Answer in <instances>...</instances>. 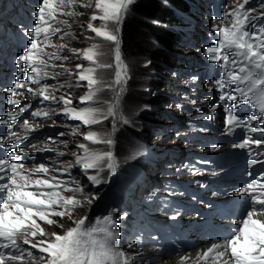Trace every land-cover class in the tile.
Returning a JSON list of instances; mask_svg holds the SVG:
<instances>
[{
    "label": "snow or ice",
    "instance_id": "6c2138e0",
    "mask_svg": "<svg viewBox=\"0 0 264 264\" xmlns=\"http://www.w3.org/2000/svg\"><path fill=\"white\" fill-rule=\"evenodd\" d=\"M78 3L79 0H41L34 13L37 17L34 30L26 33L31 42L15 61L20 66L19 72L27 73V76L23 82L17 78L15 86L7 88L11 98L6 103L16 110L8 111L7 119L0 120V125L8 126L6 135H0V141L10 142L7 148L0 144V151L5 153L0 157V264H37L32 250L39 251L40 264H135L133 255L118 243L121 233L117 219L111 213L97 217L91 223L87 216L76 219L74 226L62 232L48 230L56 227L64 229L65 219L72 220L76 209L85 203L91 205L97 199L86 194V186L73 172L79 169L91 185L106 182L101 175L105 169L111 176L119 167L112 150L116 144L113 134L117 122L123 125L130 123L120 111L130 74L129 66L122 57L119 33L137 0H94L96 11L91 15L87 28L95 37L109 42L106 53L102 51L103 45L97 43L84 48L82 53L79 49H68L66 44L52 43L57 35L63 39L71 34L70 30L62 31L55 25H68V20L59 17L78 15L73 10ZM251 3L252 0H243L223 14V19L214 25L210 33V39L216 46L206 49V58L217 66L216 71L220 74V78L212 80L206 87L210 92L213 89L219 92V100L225 102L222 105L224 134L243 135V139L232 146L247 149L254 156L247 161L251 170L247 175L255 176L237 193L245 194L247 209L246 215L238 221V230L233 229L228 238L212 243L198 254L197 261L203 260L206 264H264V159H261L264 152L258 151L264 146V11L257 13ZM81 6L92 5L89 2ZM259 7L264 9V3ZM95 21H99L98 26L93 23ZM213 34H218V38ZM49 47L55 51H46L45 48ZM65 49L74 54L81 53L91 65H76V84L79 86L81 82H86L87 89L78 98L81 106H73L70 93L59 97L54 94L63 85L42 82L47 78L55 80L59 76L73 74L63 63L56 65L48 62L53 59L69 60V56L61 55ZM102 55L114 57L113 80L106 81L98 71L113 68L111 63L99 62ZM150 63L146 61L145 67ZM58 67L63 71H56ZM21 89L39 97L41 105L47 102L62 103L63 106L59 110L50 107L31 110L33 106L30 103L20 106L21 99L18 97L24 96V92L19 91ZM105 90L113 93L110 101L100 98ZM192 103L195 104V101ZM219 107L221 105L214 103L212 113H216ZM250 108L257 109L258 114H247ZM29 111L32 118L63 116L68 121L77 122L67 125L70 133H59L60 137L82 136L84 142L75 145L77 151L71 152L74 159L61 160L66 153L51 147L52 144H60L68 148L66 139L49 137L43 148L35 144L18 147L43 127L25 118L19 124L23 135L13 131V126ZM110 118L113 124L111 132L93 130V126H102ZM196 119L213 120L214 115L207 114ZM254 122L258 126H254ZM82 128L87 130L81 131ZM237 130H240L239 133ZM255 133L261 135L254 137L252 134ZM97 145H104L105 148L94 147ZM28 148L37 155L29 153ZM44 153L54 154L55 159L36 162ZM29 162L33 163L31 168L26 166ZM257 165L259 168L255 167ZM187 259V256L181 258L182 261Z\"/></svg>",
    "mask_w": 264,
    "mask_h": 264
},
{
    "label": "rangeland",
    "instance_id": "374dc122",
    "mask_svg": "<svg viewBox=\"0 0 264 264\" xmlns=\"http://www.w3.org/2000/svg\"><path fill=\"white\" fill-rule=\"evenodd\" d=\"M10 1L11 0H6L7 5L11 4ZM13 1L14 10L17 12L21 9V7L16 6V4L21 3L31 10V4L33 0ZM231 1L236 2L237 0ZM89 2H91V7L81 6L82 4H88ZM163 4V0H137V3L130 9V14L126 16L124 22L128 24V22H134V20L142 19L150 23L155 22L160 27L169 28V26L162 25V23L156 21V19L153 18L149 13L151 8H161ZM233 5L234 4H231V6ZM230 8L231 7L228 9ZM216 9L219 11V7ZM73 10L77 12L78 15L72 17H59V19H63L64 17L66 20H68L69 24L66 25V27L69 28L70 25V29H68V31L70 30L71 34L65 36L62 40L59 37L53 40L52 43L66 44L68 49H79L81 50V53L84 48L90 47L93 43H97L103 45V52H108L109 42L103 41L102 38L95 37V34L87 28L90 16L96 11L94 7V0H79V3ZM20 11L26 13L27 9ZM262 11H264V9ZM203 13L207 14L206 7L203 9ZM0 15L3 18L12 17L15 15V12L5 6L0 10ZM216 18H220V16L218 15ZM93 23L97 26L99 25V21H95ZM131 26L134 29V35L137 37L135 42L141 44L149 50H154L156 41L145 33V29L134 24H131ZM0 27H2V24H0ZM199 27L200 22H196L193 26L194 29H198ZM204 28H206V24H204ZM120 39H122V36ZM2 40L5 42L6 40H10V38L4 37ZM72 43H76L80 46L73 45ZM122 45L123 41L121 42V52ZM47 50L49 52L55 51V49L50 47ZM81 53L74 54L65 49L61 52V55L69 56V60L60 61L53 59L48 61L50 64L56 65L63 63L66 68L72 70L73 74L71 76L65 74L56 78L57 84L63 85V87L57 88L54 91V94L59 97L61 95L70 93L73 97V106H81L78 100L79 96H81L79 93L86 89V82H81L79 86L76 84L75 73L78 71L76 69V65L82 64L84 67L91 66L90 62L85 60ZM5 55L6 53H3L0 50V66L2 67L3 61L8 59V56L5 57ZM127 61H129L132 67V78L136 86L132 92L131 90H128V84L126 85L127 92L125 91L123 95L126 97V113H124L122 109L121 110L123 115L130 121V123L123 125L122 131L124 133L120 134L119 137L115 139L116 144L112 149L119 163L117 171H119V176L121 177V185H115V188L110 187V184L106 182L100 184L99 187L98 185H91L90 182L87 181V177L84 176L82 172L79 171V169H75L73 174L78 176L82 184L86 186V194L94 195L97 197V199L94 200L91 205L85 203L82 207L76 209L72 220L65 219L64 229L56 227L49 228V231L62 232L67 227H72L74 225V220L85 216L91 220V216L97 213L96 208L104 209L103 212H106L110 210V208H112L113 204L115 203H117L118 206L121 205L122 196L127 194L130 184L136 179L137 176L139 177V174H136L133 169L137 163L143 160L145 155H151L156 163V155H164L163 157L169 160L171 152L173 153L177 148H184L185 142L197 139L200 140L205 133V131H202L201 133L197 134L187 128V119L197 115L195 112H206L208 110L207 107L209 104H206L205 106V97H198V95H200V91L203 89L202 87L193 84L187 88L186 83L190 79L185 77H177L178 72L185 68L183 62L180 61L181 64H179L177 60L173 59L170 62L168 61L169 65L176 63V66H180L179 69H171L169 67H165L164 65H161L162 67H156V65L152 63L145 67L147 57L137 56L136 59ZM99 62L111 63L114 67V57L112 55H102ZM210 62L205 64V67L202 69L199 78H203L210 74ZM113 69L114 68L111 69L110 74H108L107 69L98 71L106 81H110L111 79L108 80V76H111ZM49 71H52V69H49ZM56 71H63V69L58 67ZM113 76H115V73H113ZM51 85L56 84L52 83ZM69 85H71V87H69ZM108 95L110 97L108 101H110L113 97V93L110 91ZM188 95H191V101L187 99ZM104 99H108L106 95L102 100ZM192 101H195V104H193ZM177 105L180 107H177ZM62 106V103L51 104L46 102L44 105L40 104L39 107H50L59 110L62 108ZM188 107L193 109L195 112H190L188 114H186V111L182 112L184 108ZM173 113L174 115H172ZM25 118L29 119L30 123H38L43 126L35 133H32L28 141H25L26 147L30 144H35L38 148H43L49 137H52L54 140L66 139L69 142L68 148H65L60 144H52L51 147H56L59 151L66 153L64 157L60 158L61 160L74 159V157L71 156V152L77 151L75 145L83 142L82 136L66 135L65 137H60L59 133H70L71 129L67 125H73L77 122L68 121L63 116H53L51 118H32L29 114ZM54 120L56 121L55 125H53ZM180 121H183L184 127L187 128L183 132L180 129ZM100 127L101 126H95L94 130L98 131ZM81 131H84V128H82ZM20 134L23 135V130L21 128ZM94 147L100 148L98 145ZM142 149L147 151V154L144 155V153L141 152ZM28 152L32 153L33 155H37L31 148H28ZM45 159L50 161L51 159H55V156L52 153L40 154L36 162H44ZM32 166V162L27 164V167L29 168ZM102 189L104 190L101 192ZM118 206L114 208H117ZM34 252V255L37 257V264H40V253L38 250ZM146 257L149 259V256Z\"/></svg>",
    "mask_w": 264,
    "mask_h": 264
},
{
    "label": "trees",
    "instance_id": "16d2710c",
    "mask_svg": "<svg viewBox=\"0 0 264 264\" xmlns=\"http://www.w3.org/2000/svg\"><path fill=\"white\" fill-rule=\"evenodd\" d=\"M163 1L164 4L161 8H151V11L149 13L153 18L156 19V21H159V23H162V25L169 26V28L160 27L155 22L150 23L142 19L134 20V22H128V24L126 22H123L121 25V42L123 41L122 55L131 71V77L128 80L127 86L128 90H131L132 92L135 89L136 85L132 78V67L127 60L136 59L137 56L147 57V61H150L152 64L156 65V67H162L161 65H164L165 67H169L171 69L176 67V63H172L171 65H169L168 61L170 62L172 61V59L177 60V54L185 48L184 42H187V38L191 33L185 29V26L188 25L186 19L195 15L196 10L194 7L200 5L203 0ZM206 10L209 11L208 6L206 7ZM131 24L144 28L145 33L151 36L156 41L154 50H149L141 44L135 42L137 37L134 35L135 32ZM72 44L80 46L76 43ZM107 70L109 74L111 72V69ZM109 79H111L110 75L108 76V80ZM121 104L123 107L126 106L125 96L122 97ZM119 135L120 134L117 135V138L119 137ZM103 180H105V178H103Z\"/></svg>",
    "mask_w": 264,
    "mask_h": 264
},
{
    "label": "bare ground",
    "instance_id": "6f19581e",
    "mask_svg": "<svg viewBox=\"0 0 264 264\" xmlns=\"http://www.w3.org/2000/svg\"><path fill=\"white\" fill-rule=\"evenodd\" d=\"M201 1V0H200ZM198 2V1H197ZM22 4V3H21ZM8 7V6H7ZM27 7H24V9H26ZM16 9V8H15ZM23 13V15H24V12H22ZM21 14V13H20ZM24 16H27V15H24ZM22 16L20 15V18H21ZM91 17V16H90ZM13 18V19H12ZM17 19V17L16 16H12V17H6V18H3L2 19V21L4 22V21H7V23L8 22H10V21H14V20H16ZM1 21V22H2ZM181 21V20H180ZM199 61V60H198ZM198 61L196 62V63H198ZM59 107V106H58ZM202 186V185H201ZM125 187V186H124ZM100 205V204H99ZM204 250H202V252H203ZM202 252H197V253H194V254H190L189 256H191V257H198V254H201ZM153 255V254H152ZM152 255H149V259H151L152 258ZM172 262H174V259H171V260H169V261H167V260H159V261H157V262H154V263H152V262H145L144 264H171ZM175 264H179V263H176L175 262Z\"/></svg>",
    "mask_w": 264,
    "mask_h": 264
},
{
    "label": "clouds",
    "instance_id": "9594fccd",
    "mask_svg": "<svg viewBox=\"0 0 264 264\" xmlns=\"http://www.w3.org/2000/svg\"><path fill=\"white\" fill-rule=\"evenodd\" d=\"M124 59V58H123ZM125 60V59H124Z\"/></svg>",
    "mask_w": 264,
    "mask_h": 264
}]
</instances>
